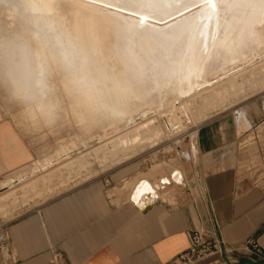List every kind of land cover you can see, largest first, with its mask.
Here are the masks:
<instances>
[{
	"label": "bare ground",
	"instance_id": "1",
	"mask_svg": "<svg viewBox=\"0 0 264 264\" xmlns=\"http://www.w3.org/2000/svg\"><path fill=\"white\" fill-rule=\"evenodd\" d=\"M0 30L13 32L0 38V77L20 102L35 103L18 123L35 131L50 118L78 129L32 165L52 178L81 175L88 156L123 162L182 132L195 142L212 112L264 91V0H0ZM240 112L241 131L251 121ZM164 177L159 189L183 187L180 170ZM148 184L153 191L141 193L154 196ZM15 193L0 194V204Z\"/></svg>",
	"mask_w": 264,
	"mask_h": 264
},
{
	"label": "crops",
	"instance_id": "2",
	"mask_svg": "<svg viewBox=\"0 0 264 264\" xmlns=\"http://www.w3.org/2000/svg\"><path fill=\"white\" fill-rule=\"evenodd\" d=\"M251 104V127L238 134L236 124L206 123L195 142L177 149L187 151L180 162H151L143 152L115 166L107 163L104 172L93 160V174L62 170L54 179L32 169L37 156L31 144L0 123V194L16 189L14 201L0 204V232L6 236L0 264H182L179 255L189 248L191 230L239 253H245L241 247L249 238L264 251V139H256L259 131L264 135V108ZM176 169L183 173V187L171 183L159 189L158 181ZM141 182L151 183L156 193H141L134 202ZM225 263L214 251L190 264Z\"/></svg>",
	"mask_w": 264,
	"mask_h": 264
},
{
	"label": "rangeland",
	"instance_id": "3",
	"mask_svg": "<svg viewBox=\"0 0 264 264\" xmlns=\"http://www.w3.org/2000/svg\"><path fill=\"white\" fill-rule=\"evenodd\" d=\"M194 10L195 9H192L187 14L191 13ZM2 33H13V32H11V31L6 32V30H4V31L0 32V38L3 36ZM262 57H264V52H263V55L261 57H259V59H261ZM259 59L257 58L256 61H253L251 63H255ZM10 85H13L12 81H9V80H6V79H3L0 77V123L6 124V125L10 126L12 130L14 129L17 132H19V134L23 137V139L31 144L34 152L36 153L35 155L37 156V159H38V156L39 155L41 156L42 154H44L46 149H49L50 146H55L56 145L55 143H57L58 141H62V140L68 139V138H72V137L74 138L75 137L74 135L78 129L76 127L72 128L73 126L69 125L68 120L66 122L65 121L61 122L60 120H56V122L53 124L52 119L49 118L48 121L46 123H44V125L39 128V130L34 131V130L28 129L26 127H25V129L22 128L23 125L21 126L20 122L18 123L19 119L21 117H23V115H25L27 117V119H29V114H27L25 112V109L28 107L34 106L35 103H32L33 102L32 97H31L30 103L20 102L17 97H14V95L11 94V93H13L12 92L13 88H11L12 86H10ZM263 89H264V87H263ZM8 93H10V94H8ZM243 96H242L243 98L241 97L242 98L241 100H244V101L243 102L241 101V102L236 103V104L234 102H237V101L232 102L231 104L232 105L234 104L233 106L231 104H230V106L229 105L227 106V107H230V108H227L229 110L222 111L220 113H219V111L218 112H215V111L212 112L210 114L211 115V117H210L211 119H209L210 121L208 120L206 123L213 122L216 126H227V127L229 125H235L237 116H236V113L232 111V109L236 108L237 106H239L241 104H244L245 107H243V108L247 109L249 104L252 103L251 106L253 108H255L256 110L259 109L258 107H260L263 110L264 91L260 92L257 95H253L249 99L247 98L248 95L243 94ZM34 101H35V97H34ZM243 108H241V109H243ZM263 113H264V111H263ZM160 120H162V118H160ZM48 124H49V126H47ZM260 124L264 125V119L262 120V122ZM187 127H188V130H190L192 128V124H188ZM26 130H28V131H26ZM30 130H31V132H30ZM242 131H240V132L238 131V134H240ZM183 133L184 132L179 134L178 135L179 137L176 136L175 138H173L174 140L169 139V138H167V139L162 138L157 143H153V141L143 143L144 145L142 144L140 147L137 146V149L134 151V154L131 153V155H132V157L138 156V155H140V152L142 151V152H144L143 153L144 157L148 158L151 162L154 161L155 159L160 160V161H164V160L171 159V158H175L178 162H180L183 159V157L186 156L187 151H184V150L179 151L177 149L179 147H181V148L186 147V144L188 142H190L189 133H186V132L184 134ZM70 135H72V136H70ZM248 136L249 135H247L245 137L247 138ZM257 136H258V138H256L257 141H261L264 139V135L260 131L257 133ZM40 138H41V140H40ZM254 141H255V138H252V135L247 138V142H254ZM151 143H153L154 146L150 145ZM145 144L146 145L148 144L149 146L148 145L146 146ZM139 150H140V152H139ZM72 153H76V151H74ZM132 157L130 156V158H132ZM89 158H90V160L88 161V163L86 165L90 166V168H88V170H85L82 172V174H85V175L87 174V176L90 174H93V172L95 171V168L92 165V162L94 159H92L93 157L88 156V159ZM106 164L107 163H105V164L103 163V165H101V172H104L107 169ZM82 169H85V167ZM177 189L184 191L183 188H177Z\"/></svg>",
	"mask_w": 264,
	"mask_h": 264
},
{
	"label": "built area",
	"instance_id": "4",
	"mask_svg": "<svg viewBox=\"0 0 264 264\" xmlns=\"http://www.w3.org/2000/svg\"><path fill=\"white\" fill-rule=\"evenodd\" d=\"M4 244H6V236L5 233L0 232V245ZM241 249L245 253H239V248H232L229 245H225L222 241H209L203 232L191 230L189 248L182 252L179 258L182 264H190L210 255L214 251H219L232 264H238L244 260L264 264V251L255 240L247 239ZM234 252L241 255L240 260L232 259L233 257L231 256H233Z\"/></svg>",
	"mask_w": 264,
	"mask_h": 264
},
{
	"label": "snow or ice",
	"instance_id": "5",
	"mask_svg": "<svg viewBox=\"0 0 264 264\" xmlns=\"http://www.w3.org/2000/svg\"><path fill=\"white\" fill-rule=\"evenodd\" d=\"M243 107H245V105L241 104L237 106L236 108L232 109V111L236 113L237 118H239V116L241 115L240 109ZM164 182L166 183L167 181H164ZM142 190L147 191V192L153 191L147 182H141V184L138 186L136 190V194L132 198L134 202L138 200V197L141 194Z\"/></svg>",
	"mask_w": 264,
	"mask_h": 264
},
{
	"label": "water",
	"instance_id": "6",
	"mask_svg": "<svg viewBox=\"0 0 264 264\" xmlns=\"http://www.w3.org/2000/svg\"><path fill=\"white\" fill-rule=\"evenodd\" d=\"M135 195V194H134ZM133 195V196H134ZM133 196H132V198H133ZM139 198V197H138ZM225 262H226V264H232V263H230L226 258H225ZM238 264H259V263H253V262H250V261H247V260H244V261H242V262H239Z\"/></svg>",
	"mask_w": 264,
	"mask_h": 264
}]
</instances>
